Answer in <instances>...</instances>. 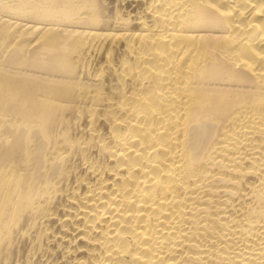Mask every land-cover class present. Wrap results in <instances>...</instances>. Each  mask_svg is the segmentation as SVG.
Here are the masks:
<instances>
[{
  "label": "bare ground",
  "instance_id": "bare-ground-1",
  "mask_svg": "<svg viewBox=\"0 0 264 264\" xmlns=\"http://www.w3.org/2000/svg\"><path fill=\"white\" fill-rule=\"evenodd\" d=\"M0 264H264V0H0Z\"/></svg>",
  "mask_w": 264,
  "mask_h": 264
}]
</instances>
